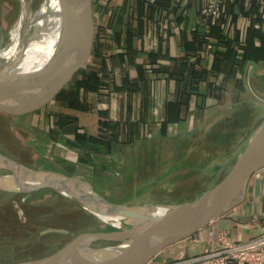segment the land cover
<instances>
[{
  "label": "crops",
  "instance_id": "obj_1",
  "mask_svg": "<svg viewBox=\"0 0 264 264\" xmlns=\"http://www.w3.org/2000/svg\"><path fill=\"white\" fill-rule=\"evenodd\" d=\"M212 1H111L119 23L113 41L103 46L101 64L115 73L120 89L98 107L109 120L140 125L139 137L200 131L229 143L221 158L250 137L264 119V0H217L218 13L203 14ZM248 61L256 63L249 91L242 82ZM61 108L83 120L87 133L97 134L95 109ZM263 223L264 168L250 178L240 205L148 264L199 255L221 232L247 241L261 233Z\"/></svg>",
  "mask_w": 264,
  "mask_h": 264
},
{
  "label": "rangeland",
  "instance_id": "obj_2",
  "mask_svg": "<svg viewBox=\"0 0 264 264\" xmlns=\"http://www.w3.org/2000/svg\"><path fill=\"white\" fill-rule=\"evenodd\" d=\"M26 1L31 11L43 2ZM111 1L83 0V26L87 25L88 32L92 31L91 45L97 32L103 44L114 39L119 21ZM104 10L109 11L106 26L100 23ZM20 11L19 0H0V37L16 21ZM107 30L112 32L107 35ZM7 42L5 37L4 44ZM91 51L73 72L72 80L57 93L68 85L67 93L76 94L83 106L89 105V111H105L98 107L108 100L111 91L106 88L101 93L78 90L76 86L78 74L90 67H100L101 57ZM109 75L108 81L112 80L117 87L115 73L110 70ZM53 99L19 115L0 110V152L33 170L57 171L81 178L110 203L144 206L193 200L223 177L225 172L220 168L224 166L218 163L230 158L236 150L221 158L220 150L224 151L229 143L218 142L219 138L194 130L190 135L171 141H141L144 138L132 134V137L122 138L110 152L101 147L102 151L95 152L90 145L73 141L62 131L63 125L57 116L65 112ZM76 125L78 131L85 130L80 118ZM39 129L49 134L40 133ZM153 135L156 134L144 137ZM5 174L8 171L0 168V175ZM64 199L47 188H28L16 193L0 190V262L41 257L63 246L75 234L111 230ZM47 228L69 232L39 234ZM106 245L107 242L96 241L92 247Z\"/></svg>",
  "mask_w": 264,
  "mask_h": 264
},
{
  "label": "water",
  "instance_id": "obj_3",
  "mask_svg": "<svg viewBox=\"0 0 264 264\" xmlns=\"http://www.w3.org/2000/svg\"><path fill=\"white\" fill-rule=\"evenodd\" d=\"M21 9L23 3L19 0ZM47 0L31 11L27 4L22 48L14 57L0 55V110L19 115L44 106L72 78L76 68L90 53L92 31L83 26V0H55L54 10ZM58 28L48 54L36 65L21 69L19 65L28 44ZM46 37V36H45ZM6 45L0 37V52ZM5 51V50H4ZM256 69L248 61L242 75L243 86L250 90L248 79ZM193 131L170 135H153L142 139L177 140ZM226 168L223 177L197 198L170 205H122L110 203L90 184L57 171L33 170L0 152V190L20 192L28 188H47L64 197L111 230L75 234L57 250L32 259L0 264H148L162 250L191 237L215 219L225 215L246 197L249 180L264 168V119L228 159L218 163ZM46 232L68 233L60 228ZM96 241L108 245L94 248Z\"/></svg>",
  "mask_w": 264,
  "mask_h": 264
},
{
  "label": "trees",
  "instance_id": "obj_4",
  "mask_svg": "<svg viewBox=\"0 0 264 264\" xmlns=\"http://www.w3.org/2000/svg\"><path fill=\"white\" fill-rule=\"evenodd\" d=\"M107 11L104 10L103 13L100 16V23L102 26L105 24ZM213 25H210V28ZM110 34V33H109ZM107 33V35H109ZM101 36L97 32L94 36V42H93V49L92 52L96 53L99 57H102V50H103V42L101 41ZM114 38V37H113ZM130 38V37H127ZM130 51H132V48H129ZM110 70L105 71L103 68L101 62L100 67L94 68L90 67L88 71H83L80 74H78V77L76 79V86L77 89H83L86 91H95V92H102V90L105 88L109 91H114V89L119 90L120 88L117 86L115 87L113 81H108V78H110ZM107 78V79H106ZM70 87V86H69ZM68 85L67 87L62 90L61 92L57 93L55 98L53 99V102H57L60 106L64 108L69 109H78L80 111H88L90 107L89 105L83 106L77 99L76 94H68ZM103 90V91H104ZM98 131L97 134H89L86 130L84 131H78V127H76V120L77 118L73 115H70L68 113H65L64 115H59V122L61 125H63L62 131L69 134L71 140H75L79 143H85L90 145L95 152H99L102 150L106 151H112L115 149V146L120 143L119 141L122 139L121 136L123 135V139H127L132 137V134H138V132H141V127L138 124H132L128 122H113L109 120V117L105 111H98ZM50 118L52 113L49 114ZM69 115V116H68ZM73 116V117H71ZM64 122V124H63ZM69 122V123H68ZM139 129V130H138ZM40 133H44L45 135H48V131L44 132L42 129H39ZM163 135H166V133L163 132ZM121 138V139H120ZM142 138H145L144 136ZM45 140V139H44ZM47 141V140H46ZM99 147L103 148L102 150L99 149ZM63 200V199H62ZM66 200L67 203H71L70 201ZM76 208L80 209L76 205ZM84 212V211H83ZM88 216L92 217L88 213L84 212ZM93 218V217H92Z\"/></svg>",
  "mask_w": 264,
  "mask_h": 264
},
{
  "label": "built area",
  "instance_id": "obj_5",
  "mask_svg": "<svg viewBox=\"0 0 264 264\" xmlns=\"http://www.w3.org/2000/svg\"><path fill=\"white\" fill-rule=\"evenodd\" d=\"M218 11L219 1L214 0L202 13L213 16ZM174 264H264V223L261 233L243 242L232 241L221 232L204 252Z\"/></svg>",
  "mask_w": 264,
  "mask_h": 264
},
{
  "label": "bare ground",
  "instance_id": "obj_6",
  "mask_svg": "<svg viewBox=\"0 0 264 264\" xmlns=\"http://www.w3.org/2000/svg\"><path fill=\"white\" fill-rule=\"evenodd\" d=\"M26 1V0H25ZM27 2L23 3L22 9L19 13L16 21L10 26L6 33L2 32V36L5 41V37L8 38V42L3 51L0 52V55L15 57L22 48L21 37L25 30V22L27 18ZM52 8L54 10L55 0H47L46 6L41 8V11L46 8ZM58 28L56 27L50 34L43 36L38 42L32 41L28 44L25 55L21 59L19 68H29L38 64L49 52L56 36ZM5 50V51H4Z\"/></svg>",
  "mask_w": 264,
  "mask_h": 264
}]
</instances>
